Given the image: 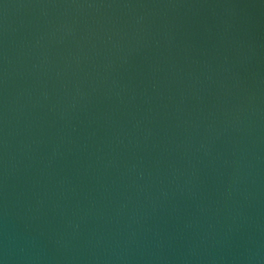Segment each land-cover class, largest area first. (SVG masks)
I'll list each match as a JSON object with an SVG mask.
<instances>
[{
  "label": "water",
  "instance_id": "obj_1",
  "mask_svg": "<svg viewBox=\"0 0 264 264\" xmlns=\"http://www.w3.org/2000/svg\"><path fill=\"white\" fill-rule=\"evenodd\" d=\"M0 264H264V0H0Z\"/></svg>",
  "mask_w": 264,
  "mask_h": 264
}]
</instances>
